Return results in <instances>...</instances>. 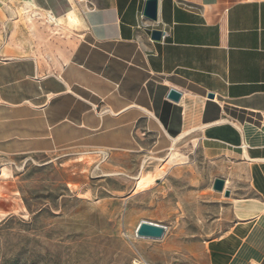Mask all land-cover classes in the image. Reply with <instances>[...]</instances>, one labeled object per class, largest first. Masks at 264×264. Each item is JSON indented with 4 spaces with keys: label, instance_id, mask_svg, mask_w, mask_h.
Listing matches in <instances>:
<instances>
[{
    "label": "crops",
    "instance_id": "obj_1",
    "mask_svg": "<svg viewBox=\"0 0 264 264\" xmlns=\"http://www.w3.org/2000/svg\"><path fill=\"white\" fill-rule=\"evenodd\" d=\"M82 1L58 70L0 60V152H159L195 135L238 184L211 264H262L264 0H159L157 20L143 15L145 0ZM163 27L171 36L153 38Z\"/></svg>",
    "mask_w": 264,
    "mask_h": 264
},
{
    "label": "rangeland",
    "instance_id": "obj_2",
    "mask_svg": "<svg viewBox=\"0 0 264 264\" xmlns=\"http://www.w3.org/2000/svg\"><path fill=\"white\" fill-rule=\"evenodd\" d=\"M80 3L0 0V60L58 70L79 35ZM230 176L195 135L159 152H0V264H211L210 242L236 218ZM141 219L165 224L164 236H137Z\"/></svg>",
    "mask_w": 264,
    "mask_h": 264
},
{
    "label": "water",
    "instance_id": "obj_3",
    "mask_svg": "<svg viewBox=\"0 0 264 264\" xmlns=\"http://www.w3.org/2000/svg\"><path fill=\"white\" fill-rule=\"evenodd\" d=\"M143 15L150 20H157L159 18V0H145ZM161 29H153L152 37L161 40ZM182 92L174 87L170 88L168 96L175 101H179ZM210 97L214 93L208 94ZM214 188L224 191L226 195L230 194V189L226 187V180L223 177H217L214 182ZM167 226L163 223L141 219L136 227V235L147 238H162L166 232Z\"/></svg>",
    "mask_w": 264,
    "mask_h": 264
},
{
    "label": "built area",
    "instance_id": "obj_4",
    "mask_svg": "<svg viewBox=\"0 0 264 264\" xmlns=\"http://www.w3.org/2000/svg\"><path fill=\"white\" fill-rule=\"evenodd\" d=\"M162 33H161V40L165 41L167 40L168 37L171 36V29L169 27H163L161 29Z\"/></svg>",
    "mask_w": 264,
    "mask_h": 264
},
{
    "label": "bare ground",
    "instance_id": "obj_5",
    "mask_svg": "<svg viewBox=\"0 0 264 264\" xmlns=\"http://www.w3.org/2000/svg\"><path fill=\"white\" fill-rule=\"evenodd\" d=\"M173 148V147H172ZM103 152V151H102Z\"/></svg>",
    "mask_w": 264,
    "mask_h": 264
}]
</instances>
